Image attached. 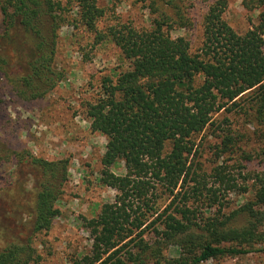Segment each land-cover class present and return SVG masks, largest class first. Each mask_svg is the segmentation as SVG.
I'll use <instances>...</instances> for the list:
<instances>
[{
    "label": "trees",
    "instance_id": "trees-1",
    "mask_svg": "<svg viewBox=\"0 0 264 264\" xmlns=\"http://www.w3.org/2000/svg\"><path fill=\"white\" fill-rule=\"evenodd\" d=\"M229 2L209 4L194 48L187 35L173 36L195 26L176 0H150L146 27L108 21L100 0H0V73L22 100L43 99L63 80L56 61L63 27L84 28L94 45L114 44L127 63L82 103L91 130L107 139L101 179L117 193L97 216L82 218L93 240L71 264H205L264 251V168L248 170L247 153L237 159L239 176L225 159L208 173L194 162L196 138L215 125V113L251 111L264 125V0L245 1L262 10L244 33L225 18ZM214 130L222 131L214 147L221 160L237 139ZM12 158L19 194L0 218L11 213L22 228L0 243V264H31L33 238L61 213L69 159L0 150V163ZM120 164L123 174L113 170ZM231 194L244 196L232 209Z\"/></svg>",
    "mask_w": 264,
    "mask_h": 264
},
{
    "label": "rangeland",
    "instance_id": "rangeland-1",
    "mask_svg": "<svg viewBox=\"0 0 264 264\" xmlns=\"http://www.w3.org/2000/svg\"><path fill=\"white\" fill-rule=\"evenodd\" d=\"M176 1L189 8L195 26L190 31L176 30L173 36L187 35L196 48L201 35L200 21L213 0ZM245 1L230 0L225 13L229 24L239 33L252 28L262 10L255 4L253 8H248ZM148 2L150 0H100L103 7L110 9L108 21L119 17L140 27L150 23V11L146 7ZM56 61L58 68L65 71L64 78L43 99L26 101L18 98L0 73V150L10 155L14 151L29 150L49 160L69 159V180L58 202L61 213L48 232L33 238L37 254L31 264H71L72 256L88 252L93 239L90 231L83 226L82 218L97 216L101 206L113 201L117 193L101 179V158L107 139L91 130L82 103L96 98L102 78L114 77L127 67V63L114 44L104 42L94 45L92 35L84 28L68 26L60 31ZM251 113L223 109L213 115L215 125L209 126L196 138L194 162L199 172L208 173L225 159L238 175L239 170L234 168L242 153L252 156V160L247 162L248 170L264 168V125L256 121ZM217 125L230 130L237 139L234 152L223 155L221 160L216 159L217 149L214 148L219 144L218 135L222 132L214 130ZM15 161L12 158L0 163V216L16 207L15 199L19 194L17 182L21 179V172L17 170ZM113 170L117 174L125 172L122 164L114 166ZM243 198L231 194L230 209L237 207ZM10 214L0 218V243L22 228ZM243 222L244 217H239L238 223ZM205 264H264V251L210 260Z\"/></svg>",
    "mask_w": 264,
    "mask_h": 264
}]
</instances>
